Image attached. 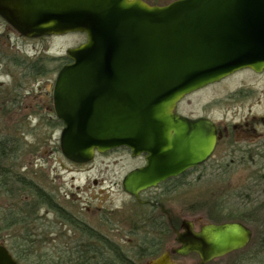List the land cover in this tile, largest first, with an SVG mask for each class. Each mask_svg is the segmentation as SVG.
I'll list each match as a JSON object with an SVG mask.
<instances>
[{
  "label": "water",
  "instance_id": "water-1",
  "mask_svg": "<svg viewBox=\"0 0 264 264\" xmlns=\"http://www.w3.org/2000/svg\"><path fill=\"white\" fill-rule=\"evenodd\" d=\"M0 18L28 39L85 35L54 80L59 149L75 164L121 147L143 155L121 182L135 198L201 166L215 149L211 121L176 112L183 98L241 70L264 73V0H0ZM181 228L177 253L202 264L251 239L238 222ZM0 264H17L4 247Z\"/></svg>",
  "mask_w": 264,
  "mask_h": 264
},
{
  "label": "rangeland",
  "instance_id": "rangeland-1",
  "mask_svg": "<svg viewBox=\"0 0 264 264\" xmlns=\"http://www.w3.org/2000/svg\"><path fill=\"white\" fill-rule=\"evenodd\" d=\"M142 1L164 5L173 0ZM84 41L85 35L78 33L21 39L0 18V48L29 63L40 55L48 59L62 57L68 48ZM52 61L47 63L49 68L55 66ZM55 76V71L53 75L47 72L41 77L30 76L24 73L21 66L0 65V140L13 138L19 145L16 158L9 164L15 173L52 192L55 201L74 215L78 216L81 210L88 221L96 207L110 208L131 203L122 190L121 181L126 173L142 166L144 160L142 156L132 157L130 151L122 147L97 154L84 165L66 160L59 149L62 125H56L59 121L49 112L47 91ZM241 88L251 89L250 98L246 100L235 95ZM176 111L190 117L206 114L215 124L226 127L250 120L258 126V136H263L264 76L250 70H241L188 95L176 107ZM234 141L239 143V140ZM201 167L185 176L183 190L170 193L165 191L163 198H160L161 205L178 220L199 219L203 223L208 222L207 209L212 208L210 205L213 202L218 200L237 206L241 203L239 197L245 194L247 166L207 164ZM160 190L156 188L157 192ZM255 194L253 197L257 199L253 205L259 204L257 207H260L264 196ZM227 199L229 201H225ZM5 200L15 203V199L0 196V211L6 208ZM262 215L260 212V218ZM248 227L252 230L251 226ZM43 237L47 240L41 239L44 243L36 245L32 264H48L47 259H55L62 253L72 251V244L67 241L54 243L57 234L40 236ZM189 260L194 264L197 257L191 255ZM210 264H264V240L258 241L252 231L251 240L243 250L213 259Z\"/></svg>",
  "mask_w": 264,
  "mask_h": 264
},
{
  "label": "flooded vegetation",
  "instance_id": "flooded-vegetation-1",
  "mask_svg": "<svg viewBox=\"0 0 264 264\" xmlns=\"http://www.w3.org/2000/svg\"><path fill=\"white\" fill-rule=\"evenodd\" d=\"M16 34L19 38L26 39L18 33ZM80 44L81 43H78L74 47ZM38 57L31 60L34 61ZM61 58H65L62 65H56V69H54L55 66L53 68H48L43 73L37 74V76L41 77L47 72L53 75V71L57 73L64 65L71 63L67 57ZM19 60L18 55L8 54L5 50L0 48V65L10 64L16 66L32 65L34 63H29L27 61L21 63ZM23 70L25 74L30 76L33 75L32 73H28L26 69ZM258 75L264 76V73ZM53 85L54 82L50 84L47 96L49 98L48 101H50L49 112L56 117L52 99ZM251 93V89L241 88L235 95L247 100L250 98ZM235 95L233 94V97ZM178 114L189 119H207L211 121L215 127V149L203 165H264V135L258 136V126L254 125V122L246 120L240 124L226 127L224 125L215 124L206 114L194 117L186 116L181 113ZM234 140H239V143ZM159 185L156 187L157 189H160ZM36 186L38 185L36 184ZM38 187L41 189L39 191L50 198L56 206H38L34 207L35 212L33 215H19V217L23 216L24 218H30L32 220V225L29 227V230L18 234L20 238L17 239V243L25 244L26 242H31L38 245V243H44L41 239L45 237L40 238V236L53 233L57 234V241L53 239L54 243H59L60 240H62V242L67 241L69 244H72L71 249L75 246L86 244L114 247L115 250L118 249L117 252L123 262H125L124 264H182V262L185 264H192L190 260L187 261L188 257L191 255L197 257V261L194 264H202L199 257L194 253H189L184 256L177 253L179 244L176 242V236L181 233V224L185 220L192 224L193 231H198L200 227L207 222L204 221L203 223V220L199 219L178 220L173 217L171 211L165 209L160 203V198H163L165 191L160 190L157 192L156 188L147 189L140 192L137 198L123 191L128 196L131 203L110 208L103 206L96 207L93 215L86 221V216L81 210L78 216L74 215L55 201V196L52 192L50 193V191H46L40 186ZM6 210H8V207L4 208L2 211ZM63 215H65V217H63ZM5 217L4 215L3 218ZM69 219L73 221L72 224ZM69 234L71 235L69 236ZM10 238L11 237L6 234L1 235L0 247L6 248L7 241H9ZM45 240H47V238H45ZM142 245H156L162 246V248L154 256L143 257V255L135 253L134 247ZM117 252L113 251V254H110V258L112 259L111 264H121L116 261ZM11 257L16 261L12 255ZM16 262L17 264H21L18 261ZM210 262L211 261L205 264H210Z\"/></svg>",
  "mask_w": 264,
  "mask_h": 264
},
{
  "label": "trees",
  "instance_id": "trees-1",
  "mask_svg": "<svg viewBox=\"0 0 264 264\" xmlns=\"http://www.w3.org/2000/svg\"><path fill=\"white\" fill-rule=\"evenodd\" d=\"M150 5L156 4L151 3ZM50 60H54V69H56V65H62L65 58L48 59L47 57L39 56L36 60L32 61L34 62L32 65L18 66L26 69L28 73L37 75L43 73L49 68L47 63ZM19 61L21 63L26 61L29 62L25 59H20ZM59 124L61 123L59 122L56 125ZM18 147V143L13 138L0 140V196L4 199H15V201L13 200L15 203H10V201L5 200V207H8V210L0 211V235L2 232H6L7 236L11 237L6 248L16 261L21 264H32V255H34L36 251V245L31 242H26L25 244L17 243V239L20 238L18 234L29 230V227L32 225V220L30 218H24L23 216L19 217V215L30 216L35 212L34 207H55L56 205L50 198L46 197L39 191L41 189L36 186L35 183L26 179L24 176L15 173L12 166L9 165L10 162L12 163L16 158ZM242 166H247L246 169L248 170L246 171L247 178L245 181L247 185L246 191L245 194L243 193L239 197L241 203L237 206L236 204L235 206H230V204L228 205L229 202L224 203L223 201L220 202L217 200L210 205L212 207L210 210L206 208V219L208 222L215 224L237 221L247 226H251V231H253L256 239L258 238V241L262 242V240H264V202H262L260 207H257L259 204L257 206L253 205V201L257 199V197L255 198L253 196L256 195L255 193H259L260 197L264 196V165ZM253 166H257V168H254ZM200 168L202 167L200 166L190 169L179 177L168 179L164 183L160 184L159 188H161L162 191H168L169 193L183 190L186 183L185 176L192 171L199 170ZM14 186L17 188H15V191ZM225 201H229V199ZM200 205H197V207L199 208ZM260 212L263 213L261 218ZM4 215L6 216L5 218H3ZM63 217H65V215H63ZM69 221L71 224L73 223L71 219H69ZM254 225L258 228L256 227L255 229ZM134 247L135 253L143 255V257L154 256L162 248V246L156 245H142ZM113 251L117 252L118 249L115 250L114 247L111 246L86 244L75 246L72 251L65 254L62 253L55 259H47V262L48 264H111L112 259L110 258V254H113ZM116 261L121 264L125 263L119 256V253L116 257ZM242 262L245 261L242 260Z\"/></svg>",
  "mask_w": 264,
  "mask_h": 264
}]
</instances>
